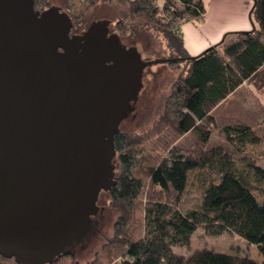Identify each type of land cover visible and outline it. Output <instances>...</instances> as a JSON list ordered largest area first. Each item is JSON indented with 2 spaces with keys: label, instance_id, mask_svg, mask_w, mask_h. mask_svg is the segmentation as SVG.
I'll return each instance as SVG.
<instances>
[{
  "label": "trees",
  "instance_id": "16d2710c",
  "mask_svg": "<svg viewBox=\"0 0 264 264\" xmlns=\"http://www.w3.org/2000/svg\"><path fill=\"white\" fill-rule=\"evenodd\" d=\"M73 0H65L70 7ZM108 2L119 11L116 23L121 35L135 36L142 30L158 35L169 49L166 62L180 67L178 76L162 100L161 110L148 133L117 132L113 146L118 160L114 184L108 190L115 214L113 234L97 253L104 264H264V168L253 163L237 168L220 145L188 149L173 145L155 162L146 161L143 151L148 137L171 128L181 136L195 132L208 141L215 125L214 111L241 86L264 88V0H252L255 29L232 32L221 43L204 49L196 57L187 52L180 24L202 20L204 0H80L84 10ZM50 0H33L34 10H43ZM177 58V59H176ZM221 138L236 152H246L259 137L249 125L225 124ZM217 170L213 177L210 169ZM207 172L200 202L182 206L189 176ZM248 175V176H246ZM201 228L218 236L234 232L247 244H255L261 262L247 255L197 248L187 256L173 251L186 247L191 235ZM76 255V254H75ZM61 255L52 263L58 264ZM0 264H20L0 253ZM72 264H81L73 260Z\"/></svg>",
  "mask_w": 264,
  "mask_h": 264
},
{
  "label": "water",
  "instance_id": "95a60500",
  "mask_svg": "<svg viewBox=\"0 0 264 264\" xmlns=\"http://www.w3.org/2000/svg\"><path fill=\"white\" fill-rule=\"evenodd\" d=\"M108 24L95 21L73 39L90 42ZM71 25L56 6L39 12L33 0H0V243L27 240L44 255L0 252L20 264L52 263L87 237L99 193L114 184L113 138L142 69L173 59L139 64L135 48L112 45L111 70L101 65L103 51L69 49Z\"/></svg>",
  "mask_w": 264,
  "mask_h": 264
},
{
  "label": "rangeland",
  "instance_id": "374dc122",
  "mask_svg": "<svg viewBox=\"0 0 264 264\" xmlns=\"http://www.w3.org/2000/svg\"><path fill=\"white\" fill-rule=\"evenodd\" d=\"M50 3V5L64 6L63 8L66 6L65 0H50ZM69 8L74 16L76 15L80 18L85 16L86 21H90L98 16L100 18L107 17L109 18V22L114 25V21L119 17V11L111 4H108V2L103 1L84 10V5L80 3V0H73ZM140 32L144 36L136 41V43H138L136 49L138 53L142 55L143 59L156 60L169 57V49L166 46V42H164L160 36L156 34L153 35L146 31V29ZM179 70V66L176 67L168 63L166 64L165 62H156V64H150L148 67H145L143 71L145 77L142 80L143 88L137 97L138 102L136 104V109L138 113L136 118H132L131 115H129L127 119H124V122L120 125V131L130 132L133 135L148 133V130L152 127L161 110V102L166 98L171 87L170 84L178 76ZM120 97L119 92H117L119 109L125 106V102H123L124 96L122 100ZM213 114L216 117L215 125L211 130L212 132L208 141H202L193 131L178 136L174 130L166 128L163 132L159 133V135H153L146 140L148 146H146L143 151L146 161L149 160L148 163L157 161L160 156L173 145L188 149L189 151H193V149L196 148L204 150L208 147L220 145L229 153L227 157L232 160L237 168L246 169V164L249 163L264 168V88H259L258 86L253 87L248 84L241 86L221 105V107H219L218 111H214ZM228 123H239L251 126L255 134L259 137L258 144L255 146H248L246 152H236L220 135V127ZM112 164L115 166L114 173L116 176L118 172L117 154L112 157ZM209 171L212 172L213 177H217L216 169L214 170L212 168ZM206 174V170L201 172L194 171L190 174L182 206L194 207L200 202V194ZM249 175L250 181L257 187L256 193L260 195L261 192H259V189L264 183L256 181L251 173ZM88 181L89 180L85 183V188L91 182ZM101 192L99 202L100 205L105 207V211L103 212L104 218L101 223L102 233L93 237L84 248L78 249L75 256L61 257L58 264H72L73 260L81 264H87L93 261L101 247L105 245L112 236L113 224L116 217L110 205L108 192L103 190ZM190 239L186 247L175 246L173 251L187 256L196 251L197 248H210L217 252L234 253L240 256L247 255L250 258H255L259 262L262 260V256L256 245L253 243L247 244L243 237H239L234 232H226L218 236H212L205 234L201 228H198L191 235ZM25 241L11 244L0 243V252L13 251L17 255H27L29 257L44 256L39 251H36L35 247L33 248L32 245H29V243ZM102 257L103 256L97 258L95 260L96 262H93V264H104Z\"/></svg>",
  "mask_w": 264,
  "mask_h": 264
},
{
  "label": "flooded vegetation",
  "instance_id": "af4514ba",
  "mask_svg": "<svg viewBox=\"0 0 264 264\" xmlns=\"http://www.w3.org/2000/svg\"><path fill=\"white\" fill-rule=\"evenodd\" d=\"M51 6H56L59 8V11L60 12H64L67 14V16L70 18V21H71V27L69 28L68 30V40L71 42V46L69 49H77L78 51H83L84 49H90V50H95L96 52H99V51H103L104 54H103V59L101 61V65L103 67H106V68H110L112 70V68H114L113 66V55H112V45L113 47H120L122 48L124 51H131L133 50V48H135L136 52L138 53L137 49H136V46L138 43H136V41L138 39H140L141 37H143L144 35L142 33L138 34V35H135V36H131V34H127V35H121L119 29L117 28L116 26V23H117V20L116 19L114 22L115 24L112 25L111 22H109L108 24V31H107V34L106 35H100V36H97L95 39H93L92 41L89 42V40H85V41H74L73 37H81L84 32L87 30V28L89 27V25L95 21H103V20H107L109 21V18L107 17H97V18H94L90 21H86V17L83 16L82 18L80 17H76L74 16L73 12L70 10V8L68 7H65L63 8L61 5H49L48 7H46L45 9L43 10H36V11H39V12H43L45 10H47L49 7ZM112 36V37H111ZM115 39H118L117 41H115ZM89 42V43H88ZM93 42H95L93 44ZM144 46V45H143ZM68 48V47H67ZM59 51H64V49L62 47H59L58 49ZM139 54V53H138ZM140 55V60H139V64L140 62H145L146 60L148 59H143L142 58V55ZM166 63V62H165ZM149 65H146L145 67H148ZM145 67L142 69V72H141V83L143 85V78L145 77L144 76V69ZM142 85H141V88L138 92V94L140 93V91L142 90ZM138 94H137V97H138ZM136 97V98H137ZM138 102V98L136 99L135 102H131L130 104V112H128L125 116V118H123L119 124V129H120V125L122 122H124V119H127V117H129V115H131L132 118H136V115H137V109H136V104ZM118 129L119 132H123V131H120ZM111 168L113 167V170H112V173H113V178L111 177V181L115 180V173H114V164H112V157L110 159V164ZM108 192V190H106ZM102 192L99 193L98 197H97V200H96V211L91 214L89 216V220H90V225L92 226V229L91 231L89 232V234L87 235V237H85L83 239L82 242L80 243H71L67 249L71 252V254H67V255H75L78 251V249H82L84 248L91 240L93 237H96L98 236L99 234L102 233L101 231V223H102V220L104 218L103 216V212L105 211V207L100 205V202H99V196ZM73 253V254H72Z\"/></svg>",
  "mask_w": 264,
  "mask_h": 264
},
{
  "label": "crops",
  "instance_id": "0c3cea01",
  "mask_svg": "<svg viewBox=\"0 0 264 264\" xmlns=\"http://www.w3.org/2000/svg\"><path fill=\"white\" fill-rule=\"evenodd\" d=\"M204 1L207 11L202 20H188L180 24L185 48L192 56L218 44L227 34L249 31L254 25L248 16L252 0Z\"/></svg>",
  "mask_w": 264,
  "mask_h": 264
}]
</instances>
